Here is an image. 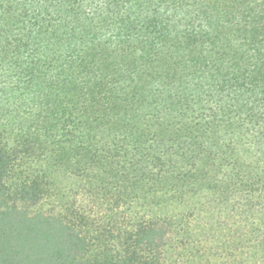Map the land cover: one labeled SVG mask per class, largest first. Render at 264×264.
<instances>
[{
    "label": "trees",
    "instance_id": "16d2710c",
    "mask_svg": "<svg viewBox=\"0 0 264 264\" xmlns=\"http://www.w3.org/2000/svg\"><path fill=\"white\" fill-rule=\"evenodd\" d=\"M0 264H264V0H0Z\"/></svg>",
    "mask_w": 264,
    "mask_h": 264
}]
</instances>
